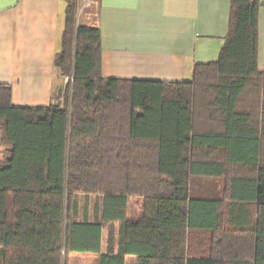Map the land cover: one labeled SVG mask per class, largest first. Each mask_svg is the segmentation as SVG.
<instances>
[{"label": "trees", "instance_id": "1", "mask_svg": "<svg viewBox=\"0 0 264 264\" xmlns=\"http://www.w3.org/2000/svg\"><path fill=\"white\" fill-rule=\"evenodd\" d=\"M63 1L54 103L14 106L0 84V264H264L260 0H231L218 59L189 82L104 78L100 30ZM193 177L220 179V196L193 197Z\"/></svg>", "mask_w": 264, "mask_h": 264}, {"label": "crops", "instance_id": "2", "mask_svg": "<svg viewBox=\"0 0 264 264\" xmlns=\"http://www.w3.org/2000/svg\"><path fill=\"white\" fill-rule=\"evenodd\" d=\"M260 3L258 68L264 72V0ZM230 6L231 0H80L77 25L100 30L104 78L189 82L196 64L218 59ZM64 15L63 0H0V84L10 85L12 105L54 103L58 85L66 82L54 64ZM131 198L128 219L137 220L143 198L134 197V213ZM125 263L137 264V257L126 255Z\"/></svg>", "mask_w": 264, "mask_h": 264}, {"label": "rangeland", "instance_id": "3", "mask_svg": "<svg viewBox=\"0 0 264 264\" xmlns=\"http://www.w3.org/2000/svg\"><path fill=\"white\" fill-rule=\"evenodd\" d=\"M67 77H65L66 79ZM66 82H63L65 84ZM59 87V85H58ZM57 95V92L56 94ZM222 181L221 180H214L205 177H193L192 179V186H191V195L193 197H201V196H218L217 194L222 189ZM87 201L89 203V210H90V219H93L91 214L93 210V206L96 202H100L101 197L97 195H89L87 197ZM85 196L83 194L78 195V202L80 205V210H82L84 204ZM136 198L132 197L130 199V209L132 213H134V208L136 207L137 203L135 202ZM117 228L115 225L114 229ZM108 229L106 228L103 233V240L105 242L107 236ZM204 235V236H203ZM194 238H204L207 237L205 233H194ZM100 263V255L97 253H76L73 252L70 254V261L69 264H99Z\"/></svg>", "mask_w": 264, "mask_h": 264}, {"label": "built area", "instance_id": "4", "mask_svg": "<svg viewBox=\"0 0 264 264\" xmlns=\"http://www.w3.org/2000/svg\"><path fill=\"white\" fill-rule=\"evenodd\" d=\"M68 80V78H66V81Z\"/></svg>", "mask_w": 264, "mask_h": 264}]
</instances>
